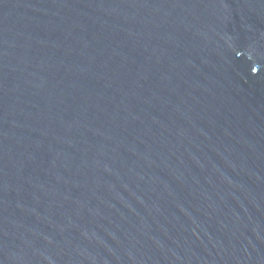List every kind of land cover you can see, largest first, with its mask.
I'll list each match as a JSON object with an SVG mask.
<instances>
[{"label": "water", "instance_id": "water-1", "mask_svg": "<svg viewBox=\"0 0 264 264\" xmlns=\"http://www.w3.org/2000/svg\"><path fill=\"white\" fill-rule=\"evenodd\" d=\"M0 264H264V0H0Z\"/></svg>", "mask_w": 264, "mask_h": 264}]
</instances>
